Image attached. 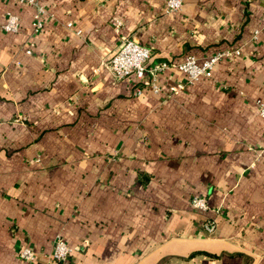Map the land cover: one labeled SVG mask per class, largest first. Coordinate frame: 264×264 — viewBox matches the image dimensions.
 <instances>
[{
    "label": "crops",
    "instance_id": "0c3cea01",
    "mask_svg": "<svg viewBox=\"0 0 264 264\" xmlns=\"http://www.w3.org/2000/svg\"><path fill=\"white\" fill-rule=\"evenodd\" d=\"M38 1L35 32L0 0V264H49L59 235L60 264H264V0ZM123 36L151 50L141 93L104 65ZM237 48L174 93L153 71Z\"/></svg>",
    "mask_w": 264,
    "mask_h": 264
},
{
    "label": "built area",
    "instance_id": "2783aa9c",
    "mask_svg": "<svg viewBox=\"0 0 264 264\" xmlns=\"http://www.w3.org/2000/svg\"><path fill=\"white\" fill-rule=\"evenodd\" d=\"M26 1L35 7V14L33 20V27L35 32L40 31L44 26V16L46 9L38 0H20V2ZM184 0H168L167 12L178 11L183 7ZM121 22H119L120 25ZM21 27L20 18L13 12H8L6 21L3 25V29L7 32H18ZM30 52V50L28 51ZM240 53V49H230L226 51H219L213 55L205 58H198L195 55L187 56L183 61L170 64L167 62H161L155 66L153 71L166 70L170 67L176 68L178 71L185 75V79L178 80L169 86L170 93L177 92L179 89L186 87L189 83H193L202 77H211L216 64L224 58H232ZM151 58V50L145 45H142L138 41L123 36L119 48L105 63V67L112 73V75L118 78H129L138 82L137 91L142 92V81L147 73L151 70L147 66V62ZM152 86L155 91H159L161 87L157 82V77L153 76ZM259 112L264 117V102L258 100ZM264 149V144L262 145ZM192 205L198 209H207L209 202L203 195H195L191 199ZM206 229L213 231L216 228L215 219H210L206 222ZM75 247L71 245L64 236L59 235L55 240L54 249L50 255L49 264H60L61 261L66 260ZM19 255L25 260H35L37 257V251L29 245H21L18 249Z\"/></svg>",
    "mask_w": 264,
    "mask_h": 264
},
{
    "label": "trees",
    "instance_id": "16d2710c",
    "mask_svg": "<svg viewBox=\"0 0 264 264\" xmlns=\"http://www.w3.org/2000/svg\"><path fill=\"white\" fill-rule=\"evenodd\" d=\"M18 252V251H17ZM18 255H19V253H18ZM20 256V255H19ZM21 257V256H20ZM25 260V259H24Z\"/></svg>",
    "mask_w": 264,
    "mask_h": 264
}]
</instances>
